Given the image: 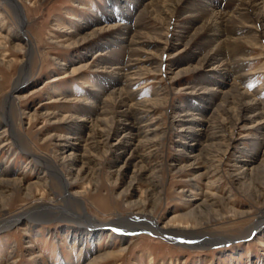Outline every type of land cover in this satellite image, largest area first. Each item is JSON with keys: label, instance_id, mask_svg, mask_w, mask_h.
Listing matches in <instances>:
<instances>
[{"label": "rangeland", "instance_id": "374dc122", "mask_svg": "<svg viewBox=\"0 0 264 264\" xmlns=\"http://www.w3.org/2000/svg\"><path fill=\"white\" fill-rule=\"evenodd\" d=\"M12 1L0 0V264H264V19L253 18L261 6ZM213 1L214 11L229 13L224 25L213 20ZM119 6L128 20L104 22ZM14 7L31 63L12 109L7 98L26 56L8 32H17ZM108 24L124 29L66 46ZM131 26L135 35H125ZM133 58L143 79L113 82L114 63ZM192 119L206 128L194 141ZM138 122L153 131L113 146ZM21 214L35 218L4 228ZM82 216L188 226L180 230L201 243L144 229L125 239L110 228L93 234Z\"/></svg>", "mask_w": 264, "mask_h": 264}, {"label": "bare ground", "instance_id": "6f19581e", "mask_svg": "<svg viewBox=\"0 0 264 264\" xmlns=\"http://www.w3.org/2000/svg\"><path fill=\"white\" fill-rule=\"evenodd\" d=\"M123 1H127V0H123ZM145 1L147 0H137V4L140 6V7H143L144 4H145ZM2 2H4V4H11V5H15L13 3L12 0H2ZM228 4L227 5H233V6H243V8L241 10H246V11H249L251 12L252 9L254 7H258V6H261V9L263 10V14H261L260 16H257V14L255 16H253V18L256 20L258 19V17H260V19H264V0H227ZM3 4V3H2ZM196 4V3H195ZM214 5V6H212ZM212 7H215V8H212L211 10H213V16L215 19L214 22L216 23H220V24H223L226 22L227 18L229 17V13L221 10L220 8V11H214L216 8H217V3L213 1V4H211ZM15 8V7H14ZM16 10L15 13H16V16H17V32L15 33V31H8L9 32V36L16 40L17 42L19 43H24V51H25V59L23 60V64H22V68H21V71H20V75L18 77V79L16 80L15 84H14V87H13V91L12 93L10 94V96L7 98V102H9V106L14 109L15 107V103H14V100H13V95L15 92L17 91H20V90H23L24 88H26V79L27 77L30 76V63H31V54L29 53L31 50H29V45H27L26 43V36H25V33H24V29L26 27V23L25 21L23 20V16H21L19 10L17 9V7L14 9ZM111 12V11H110ZM144 12V11H143ZM142 12V13H143ZM253 12V11H252ZM212 15V14H211ZM3 16V15H2ZM129 14L128 13H124L122 11V7H117L115 9L112 10L111 14H109L108 16L106 15H102V19H104V22H112V21H125V20H128L126 18H128ZM4 17H2L3 19ZM5 21V20H4ZM224 25V24H223ZM124 24H108L106 25L104 28H99V29H95L94 31H92L90 34H87V36H84V37H81L79 39H76L75 41L71 42L70 44L66 45V46H69L71 45L72 47H79V46H83V45H87L89 43V41H91L90 39H92L93 37L97 36L98 34H101L103 33V31H107L109 33H114V34H117L119 31H122L124 28H123ZM136 26V25H135ZM134 27L131 26L128 28V30H124L125 31V35H130L132 33V35H135V31H133ZM223 30V29H222ZM76 31H70V33H74ZM184 33V32H183ZM219 33H220V29H219ZM119 34V33H118ZM219 35V34H218ZM137 36V35H136ZM167 36V35H166ZM124 37V36H123ZM115 38V37H113ZM126 38V37H125ZM182 38V37H181ZM112 39V38H111ZM116 39V38H115ZM178 39V38H177ZM132 41V40H131ZM134 41V39H133ZM180 41V40H179ZM110 42L114 43L116 45V43L112 40H110ZM137 42V41H136ZM66 44V43H65ZM138 45V44H137ZM70 46V47H71ZM134 46V45H133ZM167 48V47H166ZM129 50V49H128ZM133 50V49H132ZM113 52V51H112ZM103 56V54H102ZM127 56V55H126ZM131 56V55H130ZM79 57V56H78ZM113 57V56H112ZM261 58H257V59H249L250 61H254V60H259ZM139 59H132L131 61H129V63H125L123 62V59L122 60H118L114 63L113 67H111V71H113V82H116V83H121L123 82L124 80H129V81H136V80H142L143 79V73L142 71H144L143 68H140L138 69L139 67ZM141 62V61H140ZM108 63V62H107ZM103 68V67H102ZM107 68V67H106ZM109 68V67H108ZM213 70H215L213 68ZM212 70V71H213ZM264 72V71H263ZM129 76V77H128ZM61 79H64L63 77ZM59 80V79H57ZM131 83V82H130ZM239 89V88H238ZM192 94V93H191ZM118 98H119V104L123 105L124 104V100L125 98H122L121 94H118ZM254 104V103H253ZM255 109V108H254ZM198 110V109H197ZM11 111V110H10ZM141 111H143L144 113H149L148 110H145V109H142ZM13 112V111H12ZM14 113V112H13ZM98 113V112H97ZM100 113H103V111H101ZM262 113H259L257 115H260ZM10 115V114H9ZM256 115V116H257ZM13 117V116H12ZM145 118V117H144ZM142 118V119H144ZM4 121H3V124L7 127L5 133L7 134V132L9 133V135L13 138V139H16V137L18 136L17 132L13 131V126H12V120L9 116H5L4 117ZM84 121V120H83ZM199 121V122H198ZM189 122V121H188ZM190 122H193L191 123V125L195 126V127H189L191 128L189 132V135L191 136V139L192 141L194 140H197L198 138H200L202 136V133L204 135V132L206 131V128L204 127L205 124H203L205 121L201 120V119H192V121ZM196 122V123H195ZM134 123V122H133ZM264 123V121H261L258 123V125L262 126V124ZM129 125V123L126 124V126ZM151 124H147L145 125L144 127H141L139 125V122H138V125L135 126V124H133V126H129V127H125V130H127L130 134V137H123L125 138V140H119L117 142V144L113 145V146H118L120 149H123L122 147L124 145H133L132 144V140L135 139V137H137L139 134L141 133H151L153 131V129H151ZM5 127V128H6ZM132 129L135 130V132L132 134V131H130ZM260 129H263L262 127ZM181 133H187V130L186 129H183L180 131ZM127 135V134H126ZM125 135V136H126ZM103 135L101 134V137ZM100 137V136H99ZM104 137V136H103ZM1 138V137H0ZM18 139V138H17ZM74 139V137H70L68 138V140H72ZM75 140V139H74ZM107 140V138H106ZM105 140V141H106ZM110 140V139H109ZM21 144V147H23V143L22 141H20ZM88 144H91V143H88ZM110 143H107V145H109ZM194 146V145H193ZM3 147V145H2ZM137 147V146H136ZM189 148L190 145H189ZM140 158V157H139ZM143 158V157H142ZM41 166L45 167L46 169H48L49 171H52L54 170L52 167H50L48 164H45L44 161H42L41 163H39ZM45 165V166H44ZM55 172V171H54ZM66 189H68L70 187L69 184H66ZM69 194V193H68ZM198 194V193H196ZM195 194V195H196ZM194 195V194H193ZM69 200H72L74 202H76L75 199H73L72 197H69ZM200 199H194V202H197L195 203V207L199 208V207H202L203 204L198 203ZM193 201V200H192ZM190 201V202H192ZM143 212V211H142ZM145 213V212H144ZM23 214L21 215H18L14 218H11L9 220H6L5 221V225H4V228H9L11 227L12 225L14 224H17L21 219H24V218H31V217H34V216H26L27 214ZM149 216V215H147ZM84 219V222L83 220L81 222L83 223H80L82 224L83 226H86L88 227L89 229V232H93V234H95V232L99 233L100 231H102L103 229L105 228H110L112 229L114 232L118 233V235H120L122 237V239H125L127 234H130V233H133L137 230H146V231H150V232H156V233H161V234H164V235H167L168 237H176V238H183V237H186L190 242H196L195 244L197 243H201L200 240L198 241V239H191V235L192 237H195L194 234L192 233H189L188 231H181L180 229H188L187 227L188 226H182V225H179V226H176L174 227L175 229L173 230H170V228L172 227H159V225L153 223L150 219L148 218H145V217H142L141 219H138L135 218L134 220H132V224L129 225V226H125L124 223H122L121 221L119 222H114V223H111V224H107V223H101V222H98L97 220H95L94 218H90V217H85V216H82ZM35 218V217H34ZM261 222V223H260ZM260 225L258 226V228L261 226V224L264 223V217L262 220H260ZM90 236H88L87 238H89ZM77 238V237H76ZM79 238V237H78ZM85 240V239H84ZM198 241V242H197ZM216 243V242H215ZM209 244H212V242H210ZM200 245V244H199ZM205 246V244L203 245V247ZM206 247V246H205ZM40 256V258L42 257V255H38Z\"/></svg>", "mask_w": 264, "mask_h": 264}]
</instances>
